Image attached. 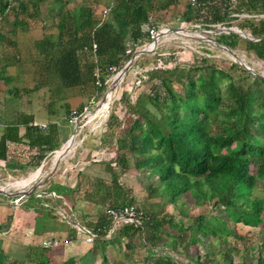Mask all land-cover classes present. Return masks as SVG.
I'll return each instance as SVG.
<instances>
[{"label":"trees","instance_id":"obj_1","mask_svg":"<svg viewBox=\"0 0 264 264\" xmlns=\"http://www.w3.org/2000/svg\"><path fill=\"white\" fill-rule=\"evenodd\" d=\"M42 2L34 0L33 5ZM0 4V11L4 10L5 0ZM182 4L184 21L193 19L205 29L235 25L248 34L244 37L230 29L212 37L232 52L240 50L246 57L264 63V0H194L193 4L189 0H113L103 21L93 18L89 6H78L73 8L71 18L61 15V34L70 30L66 43L58 41L46 48L50 52L44 50L56 61L68 56L67 63L72 59L74 67L67 71L73 70L81 78L79 84L94 85L92 62H87L81 71L75 53L95 41L102 69V86L97 90L101 95L109 83L108 67L122 66L143 41H148L147 17L158 9L169 11ZM16 11H25L23 4ZM120 20L130 26L127 42L115 27ZM199 44L203 52L190 50L186 61L177 60L175 48L165 54L158 46L151 56L141 54L140 60L133 62L142 69L148 59L154 61L139 76L145 77L149 89L135 92L132 100L129 92L121 93L120 99L129 113L124 117L125 127L115 134L112 162H102L107 177L84 176L82 195L95 205L85 222L96 233L89 252L100 255L102 264L109 259L106 247L119 240L125 248L124 257H133L139 251L142 264H252L255 257L251 253L245 260L234 262V255L239 252L237 242L248 239L236 226L238 223L261 229L254 264H264V76L235 59L213 57L212 50ZM127 45L131 53H125ZM117 122V115L110 112L108 129L115 130ZM25 134L29 136L28 149L35 146L38 151L34 156L39 166L45 150L56 145L49 143L48 134L43 136L33 128L26 127ZM15 141H19L16 127L6 128L0 137L1 165L8 159L17 161V150L8 146V142ZM42 143L48 144L47 148H41ZM133 171L147 179L154 178L144 189L148 198H157L156 208L135 205L143 212L139 223H121L110 232L111 218L106 209L134 203L131 189L120 180V175ZM76 187L80 192L79 184ZM179 197L183 200L176 204ZM168 202L179 206L180 218L165 211ZM186 203L206 212L186 210ZM201 241L207 245L217 242L219 256L211 257L213 250L208 248V262L200 253L192 259L188 251ZM84 259L68 257L59 264H87ZM0 264L58 263L49 249L40 245L29 246L22 257L10 258L0 242Z\"/></svg>","mask_w":264,"mask_h":264},{"label":"crops","instance_id":"obj_2","mask_svg":"<svg viewBox=\"0 0 264 264\" xmlns=\"http://www.w3.org/2000/svg\"><path fill=\"white\" fill-rule=\"evenodd\" d=\"M33 1L5 0V9L0 11V137L6 128L16 127L19 141L8 142V146L11 150L13 148L17 150L16 154L23 158V161L19 157L17 161L8 159L2 165L6 169L10 165L20 167L14 169L17 168L18 174L24 177L41 166L40 171L34 174L36 178L39 173L40 177H44L43 181L38 183V188L37 185H32L33 189L38 191L33 196L38 200L37 204L33 201L32 206H24L28 201L22 202V200L15 204L14 199L17 197L1 194L3 198H0V242L10 258L16 257V254L22 257L29 246L40 245L43 239L55 236L67 238L68 231L81 230L86 225V216L95 206L92 202L85 201L82 195L84 176L107 177L106 173H100L104 170L99 168L104 166L102 162H112L115 153V133L112 132L114 135L111 136L106 124L95 128L96 122L93 121L94 125L89 124L85 128V133L83 124L79 135L75 134V137L81 135L79 140L76 142L74 138L69 151L56 162L57 156L54 151L66 144L75 129V125L68 121V115L73 110H80L88 102L95 87L87 82L84 86L79 84L81 78L77 77L73 70L67 71V68L74 67L71 64L72 59L67 63L68 56L56 61L45 52V50L50 52L46 48H50L52 44L58 41L66 43L69 39L67 35L70 30H64L61 34L62 31L58 26L61 15L71 18L74 7L86 5L91 8L95 20L103 21L108 17L109 12L103 16L102 10L111 8L113 0H43L38 6H34ZM20 4H23L25 11H16V7ZM164 11L166 10L153 11L152 16L159 27H169V22L163 24L157 19V14ZM173 11L174 8L166 12ZM115 27L127 42L130 26L120 20L116 21ZM180 32V30L175 31V33ZM128 45L126 49H131ZM89 50L90 48H82L75 53V60L80 64L81 71L83 67H87V62H92V68L95 64L100 66L96 53L93 54ZM112 92V96L107 95L100 104L103 115H106L112 103L114 91ZM39 124L44 126L41 127ZM26 127L39 131L43 136L48 134L49 143L56 145V148L50 151L45 150V156L39 166H36L37 157L34 156L38 151L35 150V146L32 150L27 146L29 136L25 134ZM117 128L113 130L118 131ZM105 134L109 144L104 139ZM47 146L48 144L42 143L40 147L47 148ZM94 153L99 155L101 160H95ZM89 161L91 166L97 167V173L94 168L88 166ZM13 162H17V165ZM23 169L26 171L22 174ZM27 179L22 182L28 184L30 181ZM77 184L80 192L77 190ZM47 192H55L56 196L50 197L56 210L51 204L40 199L41 195L49 196ZM65 211H67L66 215L62 217L60 213ZM73 216L76 219L72 218ZM64 223L67 224V229L63 228ZM59 227L63 228V231H60ZM72 251L71 249V253L66 254L62 248L49 249L50 256L57 263L68 257L77 258L84 254L83 258L86 259L93 255L89 249L80 256Z\"/></svg>","mask_w":264,"mask_h":264},{"label":"rangeland","instance_id":"obj_3","mask_svg":"<svg viewBox=\"0 0 264 264\" xmlns=\"http://www.w3.org/2000/svg\"><path fill=\"white\" fill-rule=\"evenodd\" d=\"M183 1V0H182ZM183 6L184 4H182L179 8H174V11L171 13H161L160 15L157 16L158 21H160L161 23L164 24V22H169V29L171 28H182V30H180V33H168L166 35H164V37L161 40V43H159L156 48L159 46L161 47L160 51H164L165 54L168 53V51L171 50V48H175V54H177V56H179V58L177 59L179 62L181 61H186L189 58V51L190 50H195L197 52H203L201 51L202 49L200 48V42H202L204 44V47L209 48L210 50H212V56L213 57H217V58H227V59H235L237 60L233 54H235L236 56L240 57L242 60H244L246 62V64L249 63V67L250 69L256 70V72L262 76H264V63L261 61H257L251 57H246L244 55V53H242L240 50L238 52H230L224 45L218 44L217 42H215L214 38L212 37V34H214L217 30L222 29V28H227L225 26H216L213 29H205L202 28L201 26H199L198 23H196L195 21L190 20V21H184V17L181 16L182 11H183ZM159 22V23H160ZM229 28L234 29L235 31L238 30V28L235 25L230 26ZM217 29V30H216ZM226 31V30H225ZM241 45H243V43L241 42ZM155 48V49H156ZM176 48H181V51L176 50ZM155 49L149 53H145V54H149V56L152 55V53H154ZM133 54V53H132ZM148 56V57H149ZM140 57L136 58L135 60H138ZM150 58V57H149ZM140 60V59H139ZM148 62H145V64L141 67L143 68H149L151 66L154 65V61L150 59H148ZM127 62V61H126ZM134 62V61H133ZM133 62L130 64L128 70L126 71L125 76L123 77L122 81L115 87L114 91V96H113V100L112 103L110 104V108H109V114L110 112H114L117 116H118V131H121L124 127H125V118L129 113L127 111V106L125 104V102L120 99L121 93L123 91H127L130 93V98L132 100V96L133 94H135V92L141 91V90H148L149 89V84H145L144 83V76L139 77L141 70H143V68H139L138 64L135 62L133 64ZM104 95L103 94H99L98 95V100L101 99V97ZM151 110L153 112H156L155 109L151 106ZM125 114V115H124ZM109 115L107 116L106 120L103 122V125L106 124L107 119H108ZM87 118H84V133L85 128L87 126H89V124H92V126L94 125L93 121L96 122V126H94L95 128H98L99 126L97 125V123H99V118L95 119V120H91V121H87ZM115 126V125H114ZM103 127V126H102ZM118 131H108L110 133L114 132L115 134L118 133ZM106 133V132H105ZM81 134V133H80ZM77 135H79L77 133ZM81 136V135H80ZM80 136H76V142L79 140ZM104 139L105 141L108 139H106V134L104 135ZM109 144V142H108ZM106 145V142H105ZM107 147V146H106ZM218 152H222L223 150L217 149ZM95 160H101L99 155H96L94 153L93 155ZM91 161L88 162V164ZM93 163V162H92ZM86 163H84L85 165ZM89 167L94 168L95 173L98 172L97 167H93L91 166V163L88 165ZM14 167H18V166H13L10 165L8 166V168L6 169L5 166L0 164V187H3L5 189V191L7 192L8 196H12L14 197V195L18 194L15 197H19L20 200H22V202H26L28 201V204H24V206H32L33 201L36 202L37 201L35 199V197L31 196L29 198H26L25 196H30L31 194H34L35 192H38L37 190H35V188L33 189L34 184H37L36 188H38V183H41V179H43L44 177H41V181L38 179H36V177H31L29 178V176L34 173L36 171V168L27 176H20L18 173V169H14ZM85 167V166H84ZM20 168V167H18ZM100 170H104L103 167L99 168ZM26 169H23L21 171V173H25ZM106 173L105 171H100V173ZM16 174H18L16 176ZM29 178L28 181H30L28 184H26L24 187H22L20 185V183L22 182V180H25ZM16 179V180H15ZM120 180L121 182L129 189H131L130 194H132V196L134 197V203L133 206H137V207H141V208H149L150 206H152L154 209L156 208L155 202L157 201V198H148L147 197V192L145 191L144 188H146L151 182H154V178L152 179H147L146 177H143L142 175L136 173L135 171L133 172H126L122 175H120ZM36 182V183H35ZM32 187L31 189H27V188ZM18 190L20 192H18ZM14 191H17L18 193H14ZM49 196L46 195H41L42 198H40L41 200L47 202L48 204H51L52 207H54V204L52 203V198L50 196H52L51 194H48ZM40 196V197H41ZM0 198H3L2 195L0 194ZM148 198V199H147ZM15 200V199H14ZM183 199L181 197L177 198L175 200L176 204L177 203H181ZM30 201V202H29ZM35 204V205H36ZM192 207V209L190 208V206ZM179 206H173L172 203L168 202L165 204V211L172 213L173 215L177 216V218L181 217L179 215ZM55 208V207H54ZM184 209H189L190 211L193 212H206L202 207H197V209L195 207H193L190 204H185L184 205ZM56 210V208H55ZM67 211L65 212H61L60 215L62 217H65L64 215H66ZM86 214V213H84ZM208 214V213H206ZM72 218H75L74 216ZM76 219V218H75ZM68 220V219H67ZM187 220V219H185ZM90 221V220H88ZM69 222V221H68ZM69 224V223H68ZM237 227H239V229L241 230V232H245L248 237V239H244V241L239 240L238 246H239V252L237 254L234 255V262H238L241 260H245V258H248L250 255L249 253L253 254L251 255V257H255L256 258V246L258 244V242H260V238H259V231L261 230L258 226L252 227V226H241V224L238 223V225H236ZM61 228V227H59ZM63 228H68L67 224L64 223ZM61 228L60 231H63ZM80 230V229H79ZM76 229V231H68L67 234V239L69 240V243L64 244L59 246L58 248H62L63 250H65L66 254H70L71 253V249L73 250V253H77L78 256H80V254L83 252H85L87 249L90 248V242H86L85 238H84V231ZM58 238H60V236H56ZM61 239H63L61 237ZM229 239H231L229 237ZM120 240L118 241V243H114L112 245H109L106 247V255L109 257L108 259V263L107 264H116L117 262H121V264H142V259L140 257L139 251L133 256V257H129L126 258L123 255V252L125 251V248L122 247V244L120 243ZM217 242L213 241L212 243H210V245H207L206 242L201 241L199 242L195 247L192 246L190 248V251H188L190 253V256L192 259L195 258V255L197 253H200L203 255V259L207 260V257H205L206 253L205 251L210 248L211 250H213V254L211 255V257H217L219 256L218 254V250H217ZM57 248V247H55ZM51 249V248H50ZM244 249V250H243ZM141 250V249H140ZM246 250V251H245ZM91 255V254H89ZM262 255L264 256V251L262 252ZM20 254H16V257L19 258ZM247 256V257H246ZM84 257V254H83ZM181 257V255L179 256ZM183 258V256H182ZM255 258L252 261V264L255 263ZM85 260V259H84ZM87 260V264H102V261L100 259V255H91L88 258H86ZM59 264V263H58ZM251 264V263H248Z\"/></svg>","mask_w":264,"mask_h":264},{"label":"built area","instance_id":"obj_4","mask_svg":"<svg viewBox=\"0 0 264 264\" xmlns=\"http://www.w3.org/2000/svg\"><path fill=\"white\" fill-rule=\"evenodd\" d=\"M189 1L192 4L194 3V0H189ZM109 10H110L109 7L104 8L102 10L103 16L106 15L109 12ZM145 29L147 31L148 41L145 44H143L142 46L137 47L136 50H139L141 48H145L149 52L153 51L156 48V46L159 43H161V40L164 37V35L171 32V30L167 27H159L156 24L155 19L152 15H149L147 17ZM83 48L86 49L87 47L85 46ZM89 48L93 52V54H95L96 49H97V43L95 41H92ZM125 53H131V49H129V48L125 49ZM124 64L122 66L111 65L108 67V71H109V76H108L109 83H108V85L113 81L115 75L121 70V68L124 66ZM101 73H102L101 67L98 64H95L92 68L93 82H94V86H95V90H94L93 95L90 97L88 102L82 106V108L80 110H78V111L73 110L68 115V121L75 125V130H76L75 134L76 135H77V133L80 132L81 127L84 124V118H87L86 119L87 121H91V120L93 121V120L99 118V123H97V125L100 126L101 124H103V122L106 120L107 116L109 115V112H107L106 115H103V113H101V109L99 106L101 99L98 100V98H97L98 97V91L97 90L102 86ZM39 125L41 127L44 126V124H39ZM55 155L58 156L57 153H55ZM61 157L62 156H60L59 158H61ZM93 161H95V160H93ZM39 175H40V173H39ZM39 175L36 178L37 180L41 179V177ZM43 179H41V180L43 181ZM35 185H37V184H35ZM47 193L51 194L52 196H56L55 192H47ZM19 201H20V199H19V197H17V198H15L14 203L17 204ZM106 214L111 218L110 219L111 225H110L109 231L112 232L113 229L121 223H123V224H126V223L127 224H138L139 218L143 214V212H142V210H140L136 206L129 205V206H123L121 208H107ZM81 230L84 231V233H85L84 238H85L86 242H92L94 240V238L96 237V233L93 232L91 229L85 227V226ZM67 243H69V240L67 238L61 239V238H58L55 236V237L43 239L41 241L40 245L43 248L50 249V248L59 247L61 245L67 244Z\"/></svg>","mask_w":264,"mask_h":264},{"label":"water","instance_id":"obj_5","mask_svg":"<svg viewBox=\"0 0 264 264\" xmlns=\"http://www.w3.org/2000/svg\"><path fill=\"white\" fill-rule=\"evenodd\" d=\"M231 28H222V29H219L217 30L215 33L217 32H220V31H227V30H230ZM171 31H177V30H182V28H172L170 29ZM237 33H239L240 35L244 36V37H249L248 34L244 33L243 31L241 30H237L235 31ZM226 47V46H225ZM230 52H232L228 47H226ZM149 51L145 48H141L139 50H136L134 51V53L131 55V57L128 59V61L124 64V66L121 68V70L115 75L113 81L106 87L105 91H104V95L102 96L101 100H100V104L104 101V98L106 97V94L111 91H113L115 89V87L122 81L123 77L125 76L126 74V71L128 70L130 64L132 63V61L140 56L141 54H145V53H148ZM233 56L237 59L236 61L238 63H240L243 67H245L246 69L252 71L250 69V67L246 64V62L244 60H242L240 57L236 56L235 54H233ZM99 104V106H100ZM110 108V106H109ZM109 112V109L108 111ZM75 129H74V132L73 134L69 137V139L67 140L66 144L64 146H61L59 149L55 150L54 151V154L57 153V158H56V162L59 160V157L60 156H63L65 153H67L70 149V147L72 146L73 144V141H74V138H75ZM38 169L40 170L41 169V166L38 167ZM18 192H20L18 190ZM17 192V193H18ZM0 194H7V192L5 191V189L3 187H0ZM19 194V193H18ZM18 194L14 195V196H17Z\"/></svg>","mask_w":264,"mask_h":264},{"label":"bare ground","instance_id":"obj_6","mask_svg":"<svg viewBox=\"0 0 264 264\" xmlns=\"http://www.w3.org/2000/svg\"><path fill=\"white\" fill-rule=\"evenodd\" d=\"M177 31H178V30H177ZM174 32H175V31H171L170 33H174ZM112 94H113V92L111 91L110 93L108 92V93L106 94V96L108 95V97H110V96H112ZM104 99H105V98H104ZM36 171H39V169H37ZM36 171H35V172H36ZM35 172H34V173H35ZM34 173H32V174L29 176V178H31V177L34 178V177H35V174H34ZM29 178H28L27 180H29ZM15 180H16V179H15ZM20 184H21V185H23V184L26 185L24 182H21Z\"/></svg>","mask_w":264,"mask_h":264},{"label":"clouds","instance_id":"obj_7","mask_svg":"<svg viewBox=\"0 0 264 264\" xmlns=\"http://www.w3.org/2000/svg\"><path fill=\"white\" fill-rule=\"evenodd\" d=\"M86 227V226H85Z\"/></svg>","mask_w":264,"mask_h":264}]
</instances>
